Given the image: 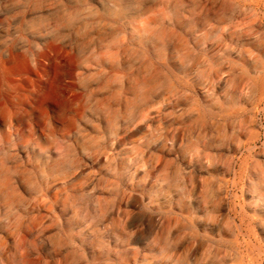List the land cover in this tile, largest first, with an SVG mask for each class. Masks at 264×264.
Here are the masks:
<instances>
[{
  "label": "clouds",
  "instance_id": "9594fccd",
  "mask_svg": "<svg viewBox=\"0 0 264 264\" xmlns=\"http://www.w3.org/2000/svg\"><path fill=\"white\" fill-rule=\"evenodd\" d=\"M0 264H264V0H0Z\"/></svg>",
  "mask_w": 264,
  "mask_h": 264
}]
</instances>
